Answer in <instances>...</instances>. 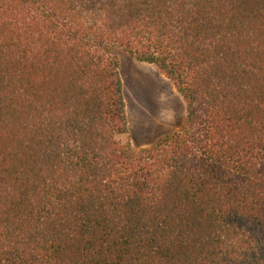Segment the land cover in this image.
<instances>
[{
  "label": "trees",
  "instance_id": "obj_1",
  "mask_svg": "<svg viewBox=\"0 0 264 264\" xmlns=\"http://www.w3.org/2000/svg\"><path fill=\"white\" fill-rule=\"evenodd\" d=\"M120 52L186 105L146 147ZM0 264H264V0H0Z\"/></svg>",
  "mask_w": 264,
  "mask_h": 264
},
{
  "label": "rangeland",
  "instance_id": "obj_2",
  "mask_svg": "<svg viewBox=\"0 0 264 264\" xmlns=\"http://www.w3.org/2000/svg\"><path fill=\"white\" fill-rule=\"evenodd\" d=\"M118 56L128 117V130L119 135V140L141 148L180 129L186 105L171 80L156 66L126 52Z\"/></svg>",
  "mask_w": 264,
  "mask_h": 264
}]
</instances>
